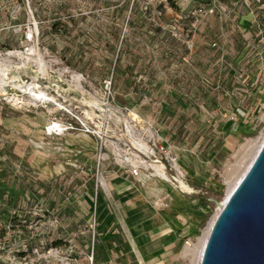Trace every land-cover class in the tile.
I'll use <instances>...</instances> for the list:
<instances>
[{"label": "rangeland", "instance_id": "374dc122", "mask_svg": "<svg viewBox=\"0 0 264 264\" xmlns=\"http://www.w3.org/2000/svg\"><path fill=\"white\" fill-rule=\"evenodd\" d=\"M5 61L0 264H151L138 251L109 249L116 217L105 208L124 203L107 172L116 163L129 169L125 156L141 170L127 178L130 207L149 218L163 215L157 208L168 198L176 211L184 206L191 230L163 264H193L219 208L200 202L212 200L200 185L222 201L264 136V0H0ZM18 80L47 89L62 108L28 104ZM53 118L74 129L47 136ZM158 142L163 149L145 155L142 147Z\"/></svg>", "mask_w": 264, "mask_h": 264}, {"label": "water", "instance_id": "95a60500", "mask_svg": "<svg viewBox=\"0 0 264 264\" xmlns=\"http://www.w3.org/2000/svg\"><path fill=\"white\" fill-rule=\"evenodd\" d=\"M199 264H264V140L223 202Z\"/></svg>", "mask_w": 264, "mask_h": 264}, {"label": "crops", "instance_id": "0c3cea01", "mask_svg": "<svg viewBox=\"0 0 264 264\" xmlns=\"http://www.w3.org/2000/svg\"><path fill=\"white\" fill-rule=\"evenodd\" d=\"M107 173V177L111 178L108 179L112 183L111 190H115L119 196L120 203H124L113 210L105 208L109 214L116 217V220L110 224V229L114 235L111 237L113 245L109 249L118 256L124 257H130L131 254L136 255L138 251L142 258L143 255H149L153 261L151 264H163L165 255L178 239L177 235L180 232L184 233L191 230L184 228L185 222L179 216L181 214L184 216V212H182L184 206H181L180 210L176 211L175 203L171 202L167 197L168 201L165 203L161 202L157 208L163 215L155 212L161 220H158L152 211L149 218H147L146 214L142 216L141 211L137 210L140 204L133 209L128 203L131 196V188L134 185H130V181L127 179L128 177H133L129 169L114 166ZM133 178L137 180L135 177ZM185 220L187 219L185 218ZM105 237L103 242L106 245ZM127 246L129 251L124 252Z\"/></svg>", "mask_w": 264, "mask_h": 264}, {"label": "bare ground", "instance_id": "6f19581e", "mask_svg": "<svg viewBox=\"0 0 264 264\" xmlns=\"http://www.w3.org/2000/svg\"><path fill=\"white\" fill-rule=\"evenodd\" d=\"M29 54L30 55H33L35 52H33V48H29ZM12 55H16V56H26V55H29L28 53H25V52H13V53H10ZM28 59V58H27ZM32 59V58H31ZM8 62H3L2 64H0V88H1V91L6 94L7 93V89H6V84L7 82L3 79V69H9V64H7ZM10 63V62H9ZM3 74V75H2ZM73 78H75L77 81L80 79L79 76H75L73 75ZM33 82V81H32ZM14 86H16L18 89H20V91L23 93V94H27L28 95V99H27V103L28 104H33L35 102H37L38 99H40L41 97H46L43 92L41 90H38L36 87V84L35 83H23L22 81L18 80L16 84H14ZM13 86V87H14ZM41 98V99H42ZM45 100H50L49 97H46L44 98ZM52 99V98H51ZM55 106H58L59 108H62L59 106V104H56L54 102H52ZM53 105V106H54ZM264 140V136H263V139L262 141L260 142V144L258 145L257 147V150L259 149L260 145L262 144ZM253 146V145H252ZM251 146V149L253 148ZM250 148V147H249ZM256 151V150H255ZM257 152V151H256ZM254 152V153H256ZM127 160V159H126ZM147 166H151V168L154 170V174L158 177H166L164 174H162V172L160 171V165H157L156 163L153 164V163H150L148 164ZM249 164L244 168V170L239 174V176L237 177L236 181L233 182V184L231 185L230 183V187L226 193V196L225 198L230 194V192L232 191V189L235 187L236 183L239 181V179L242 177V175L244 174V172L246 171V169L248 168ZM179 175L180 177L183 176V173L181 171H179ZM167 179V178H166ZM168 182V181H167ZM103 184L104 186H106L107 188V183L106 181L103 180ZM177 186V185H176ZM180 186L182 189H187L188 190V187L186 186V184L184 182H180ZM178 187V186H177ZM157 190V189H156ZM176 195V194H175ZM224 198V199H225ZM157 199V198H156ZM224 199L221 201L223 202ZM219 208L217 209L216 213L213 215V217L211 218V220L209 221L207 227L204 229V231L202 232V234L200 235V237H198V240H197V243L196 245L193 246L194 248V260L192 261L193 264H199V261H200V257H201V253H202V249H203V246L205 244V241L207 239V236H208V233H209V230H210V227L218 213V211L221 209V206H218ZM190 245V243H188ZM192 246V245H191Z\"/></svg>", "mask_w": 264, "mask_h": 264}, {"label": "built area", "instance_id": "2783aa9c", "mask_svg": "<svg viewBox=\"0 0 264 264\" xmlns=\"http://www.w3.org/2000/svg\"><path fill=\"white\" fill-rule=\"evenodd\" d=\"M37 86V85H36ZM38 90H41L42 92H43V94L46 96V97H49V95H48V93H49V91L47 90V89H42V88H38V87H36ZM46 97H41L40 99H38V102L37 103H41V104H50V103H52L53 101H51L52 99V97H49L50 98V100H46L45 102H41V100H44V98H46ZM66 111V110H65ZM81 125L82 126H86L84 129H85V132H87V133H91V134H94V132H92V131H90V129H88L87 128V125L85 124H83V123H81ZM45 129H44V133L47 135V136H51V137H58V136H63L64 135V133H66V132H68V131H71V130H73L74 129V127L72 126V124L71 123H68V122H64L62 119H57V118H53V120L51 121V122H49L48 124H47V126H45L44 127ZM95 134H96V136L99 138V139H102V137H101V135H100V131H96L95 132ZM157 144V143H156ZM154 145L155 147L154 148H152V149H150V148H147V147H142V149H143V151L145 152V155H149V154H151V155H153L154 157L156 156V154H155V149H157V146L160 148V149H163V147L161 146V143H159L158 142V144L157 145ZM128 156V155H127ZM157 163H159L160 162V159H158V158H155L154 159ZM98 164H97V166H99V162H100V158H98ZM122 162H125V163H128V164H130V168H129V172H130V174L133 176V177H138V175H140L141 174V170H140V167H137V166H135V164L134 163H132L131 161L129 162V161H127L126 160V156L124 157V160L122 161ZM172 162L174 163V164H176V162H175V160H173L172 159ZM140 163H142V162H140ZM119 167H121V164H119V163H116ZM143 164V163H142ZM136 165H139V163L138 164H136ZM98 168V167H97ZM98 177H103L101 174H99V176ZM175 179V178H174ZM101 188H102V190H104V191H106V189L104 188V187H102L101 186ZM98 190L96 189V192L95 193H97L98 194V192H97ZM100 195V194H99ZM101 196V195H100Z\"/></svg>", "mask_w": 264, "mask_h": 264}, {"label": "trees", "instance_id": "16d2710c", "mask_svg": "<svg viewBox=\"0 0 264 264\" xmlns=\"http://www.w3.org/2000/svg\"><path fill=\"white\" fill-rule=\"evenodd\" d=\"M170 1H171V0H170ZM200 187L203 188V190L208 191V193H209V196H207L208 198H212V199L215 200V198H216L217 196H219V192L213 191V189H211L210 187H205L204 185H200ZM200 202H201V203H209V204L214 203L213 200H211V201L208 202V201L206 200V197H202V199H201ZM60 244H61V241H56V242H54V246H58V245H60Z\"/></svg>", "mask_w": 264, "mask_h": 264}]
</instances>
